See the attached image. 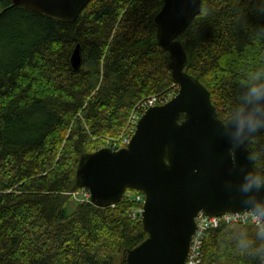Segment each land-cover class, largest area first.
<instances>
[{"label": "trees", "instance_id": "16d2710c", "mask_svg": "<svg viewBox=\"0 0 264 264\" xmlns=\"http://www.w3.org/2000/svg\"><path fill=\"white\" fill-rule=\"evenodd\" d=\"M178 36L184 72L225 122L264 89V0H200ZM163 0H90L73 23L0 0V264H125L147 234L128 191L112 207L71 193L80 156L124 135L133 108L175 83L154 18ZM79 46L82 66L70 56ZM176 86V85H175ZM249 152L264 180V130ZM130 194V196H128ZM264 237L220 225L201 264H258Z\"/></svg>", "mask_w": 264, "mask_h": 264}, {"label": "water", "instance_id": "95a60500", "mask_svg": "<svg viewBox=\"0 0 264 264\" xmlns=\"http://www.w3.org/2000/svg\"><path fill=\"white\" fill-rule=\"evenodd\" d=\"M8 1L73 23L90 0ZM200 8V0H163L154 18L158 44L169 55L176 95L142 114L126 147L102 148L78 160L75 184L89 192L95 206L112 207L126 191L144 196L140 221L147 238L126 253L125 264H185L199 212L220 217L264 205V180L257 187L248 149L264 130V98L223 122L206 88L184 72L187 58L177 38ZM70 65L74 71L82 66L78 45ZM249 115L261 127L251 131L245 124L239 130V121Z\"/></svg>", "mask_w": 264, "mask_h": 264}, {"label": "built area", "instance_id": "2783aa9c", "mask_svg": "<svg viewBox=\"0 0 264 264\" xmlns=\"http://www.w3.org/2000/svg\"><path fill=\"white\" fill-rule=\"evenodd\" d=\"M177 85L173 86V91L160 98V96H151L147 99L139 102L131 111L124 128V135L117 141H107L99 145L98 149L109 148L116 151L120 148L126 147L131 136L135 132V127L142 116V114L153 106L165 104L171 100L177 93ZM130 193V192H128ZM73 200L79 203H91L90 194L87 190L81 189L77 192L70 194ZM130 196V194H128ZM131 199L135 201L136 209L131 214V219L135 220L140 218L142 213V206L144 202V196L141 193L131 194ZM233 213L224 214L220 217H207L202 212H199L195 217V230L191 236L188 253L186 256L185 264H201V246L206 237V234L213 229L218 228L220 225H246L251 224L255 229L264 237V228H257L251 220L246 217V213ZM258 264H264V252L261 260Z\"/></svg>", "mask_w": 264, "mask_h": 264}, {"label": "clouds", "instance_id": "9594fccd", "mask_svg": "<svg viewBox=\"0 0 264 264\" xmlns=\"http://www.w3.org/2000/svg\"><path fill=\"white\" fill-rule=\"evenodd\" d=\"M262 98H264V89L258 90L256 88H253L252 93L249 96L248 103L252 104L254 102H258ZM241 111H243V109H241ZM245 124H247L251 131H256L258 128L261 127L260 121L256 119L254 115H249L248 117L241 119L238 125L239 130L242 131ZM261 183L262 182L260 180H256L257 187H259ZM248 187H251V185H246V188ZM246 217L251 220V222L257 228H264V205H257L253 209L249 210L246 213Z\"/></svg>", "mask_w": 264, "mask_h": 264}]
</instances>
